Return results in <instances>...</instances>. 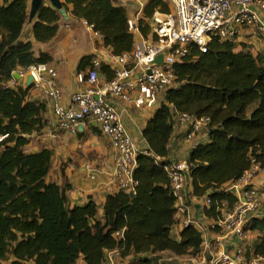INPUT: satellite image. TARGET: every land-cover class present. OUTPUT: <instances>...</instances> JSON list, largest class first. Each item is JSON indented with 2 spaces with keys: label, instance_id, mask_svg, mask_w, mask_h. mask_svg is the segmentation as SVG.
<instances>
[{
  "label": "trees",
  "instance_id": "1",
  "mask_svg": "<svg viewBox=\"0 0 264 264\" xmlns=\"http://www.w3.org/2000/svg\"><path fill=\"white\" fill-rule=\"evenodd\" d=\"M30 1L0 0V263L79 264L82 259L84 264H107L106 251L116 249L126 260L165 252L200 257L204 239L198 228L183 229L180 238L173 234L176 198L165 167L172 163L169 145L178 126L174 115L210 118L208 142L195 146L187 159L188 181L195 197L211 200L203 212L216 221L238 202L234 192L223 188L239 180L253 160L264 168V53L231 41H213L206 54L193 46L175 67L178 87L165 93L143 131L148 149L138 155L135 195L119 190L107 196L100 215L93 200L71 206L67 189L47 180L51 150L26 152L30 137L47 127V106L29 100L33 87L19 84L14 73L52 61L45 53L36 57L32 43L22 40L31 22ZM62 3L73 18L94 26L113 54L133 50L128 10L117 1ZM157 9L171 13L164 0H152L146 17ZM35 18L33 34L41 43L53 41L65 22L48 1ZM140 28L148 38L149 26L141 21ZM91 59H83L80 71ZM112 79L108 73L107 80ZM121 231L124 240L115 237ZM245 232L258 234L247 256L264 257V218L254 217ZM139 260L157 264L149 256Z\"/></svg>",
  "mask_w": 264,
  "mask_h": 264
},
{
  "label": "built area",
  "instance_id": "2",
  "mask_svg": "<svg viewBox=\"0 0 264 264\" xmlns=\"http://www.w3.org/2000/svg\"><path fill=\"white\" fill-rule=\"evenodd\" d=\"M169 1L173 6L171 13H154V36L143 40L139 49L114 57V77L111 81L101 83L99 60L93 61L86 73L79 74V81L85 83L87 89L74 94L70 105L62 103L63 92L55 68L42 63L17 72L22 79L33 76L32 87L43 92L53 103L56 124L51 135L54 136L57 130L76 136L82 126L92 124L110 139L116 152L113 177L120 190L129 193H135L139 184L135 172L138 155L144 151L134 142L121 111L113 102L120 100L122 103H132L138 109L159 107L165 93L178 87L175 67L188 57L193 46L206 54L213 41L238 43L244 34L264 44V0ZM128 27L132 32L140 31L133 19L128 21ZM161 55L164 57L163 63L158 64L156 59ZM174 118L176 125L187 127L188 140L200 135L210 121L208 117L198 118L186 113H176ZM85 170L94 180V166L86 164ZM165 171L176 198L174 230L190 226L198 228L203 234L208 264H264L263 256H247V252L240 247L229 250V240L233 237L243 240L245 229L254 217L264 218V192L253 185L254 179L264 172L260 163L253 160L250 169L239 180L223 188L226 192H234L238 202L228 213L210 223L213 241L208 240L205 228L193 217L190 209L188 160L171 163L165 167ZM204 199L206 206H210L211 200L208 197ZM124 233L117 232L115 237L124 240ZM122 253V249L106 251L107 264H129L123 259ZM132 264L152 263L135 260Z\"/></svg>",
  "mask_w": 264,
  "mask_h": 264
},
{
  "label": "crops",
  "instance_id": "3",
  "mask_svg": "<svg viewBox=\"0 0 264 264\" xmlns=\"http://www.w3.org/2000/svg\"><path fill=\"white\" fill-rule=\"evenodd\" d=\"M115 1L128 10L129 20L133 19L138 24L139 32H132L129 29L134 36V48L132 51L137 50L142 46L143 40L151 39L152 36H154L153 17L149 19L146 17L145 13L148 4L152 0ZM164 1H167V4L170 5L172 12L173 6L170 1ZM31 10L30 1L29 11ZM156 12H160L159 9L154 13ZM68 15L70 16V20H65V22L61 24L59 35L53 41L41 43L35 39L33 28L38 21V18H35L36 15L31 19V22L25 26L22 35V40L24 42L32 43L33 52L36 57H39L41 53H45L52 58L51 62L45 64H48L58 71V81L62 88V103L64 105H70L74 94L87 89V85L80 82L78 76L81 73H86L92 67L93 61L99 60L101 62L100 79L101 83L104 84L108 82V73L112 75V78L114 77V57L118 56L113 54L111 48L105 46L102 35L96 32L90 25H87L85 23L86 21L75 19L70 13ZM262 16L264 18V14H262ZM141 21H144L150 28L148 38L145 37L141 31ZM238 44L252 46L255 52H264V44L259 40L251 38L247 34H244V36L239 39ZM87 57H92V59L89 64L83 65V70L80 71L81 62ZM17 72L14 73V78L19 84L24 86L28 78H20ZM10 84L14 85V82ZM28 98L31 101H40L46 104L47 111L45 113V119L47 121V127L40 133L30 137V143L26 147V152L36 153L43 149L51 150L53 152L52 169L47 180L49 182L58 183L60 186L67 189V195L71 206H81L93 200L98 205L100 215H102L107 196L113 195L120 190L113 177L116 152L111 145L110 139L92 124L82 126L76 136L57 130L53 136L51 135V131L54 130L56 124L53 103L43 92L35 88L30 90ZM113 103L115 107L121 111L125 126L139 149L143 151L147 150L148 143L143 136V131L148 122L153 118L156 110L148 108L138 109L132 103H122L120 100L114 101ZM187 133V127H175L169 145V160L172 163L188 159L195 146L206 144L209 140L206 128L194 140H188ZM86 164H92L94 166V180L88 176L85 170ZM253 185L264 192V172L254 179ZM187 191L193 217L202 223L206 230L208 240L213 241L214 233L210 230L211 220L206 218L203 212L205 207H207L205 204V197L197 198L193 195L191 181H188ZM229 211L230 209H226L224 213H228ZM262 212L264 214V206ZM175 230V236L180 238L179 234L183 229L176 228ZM257 237L258 234L252 232H246V236L243 240H238V238L233 237L229 240V250L234 251L236 248L240 247L245 252H250L254 248ZM165 254L172 253L165 252L159 255ZM148 256L152 257V259H156L155 257H157L153 255L140 257ZM140 257L131 256L129 260L127 259V263L132 264V262ZM198 259L200 263L208 264L206 260H208L209 257L207 254H204V252H202ZM156 260L155 262L157 263Z\"/></svg>",
  "mask_w": 264,
  "mask_h": 264
},
{
  "label": "water",
  "instance_id": "4",
  "mask_svg": "<svg viewBox=\"0 0 264 264\" xmlns=\"http://www.w3.org/2000/svg\"><path fill=\"white\" fill-rule=\"evenodd\" d=\"M46 1L50 2L52 6L57 8L66 21L70 20V16L68 15L66 9L63 7L62 0H31V8H32V10H31V19L36 15V13L45 4ZM163 59H164L163 55L159 56L156 59V63L162 64L163 63ZM32 85H33V76H29L28 79H27V82H26V87L27 88H31ZM134 195L135 194L133 192L130 193L131 197H133Z\"/></svg>",
  "mask_w": 264,
  "mask_h": 264
},
{
  "label": "rangeland",
  "instance_id": "5",
  "mask_svg": "<svg viewBox=\"0 0 264 264\" xmlns=\"http://www.w3.org/2000/svg\"><path fill=\"white\" fill-rule=\"evenodd\" d=\"M167 3V1H164ZM170 7V5H169ZM171 9V7H170ZM239 45L238 43H235ZM238 49L240 47H237ZM264 53V52H263ZM176 230H173V234L176 235L175 233ZM204 252V251H203ZM157 260V263L159 264H203L200 263L199 257L191 255H185V256H176L174 254H165V255H157L155 257ZM159 261V262H158ZM0 264H9V263H0ZM29 264V263H28ZM79 264H84L83 260L80 259ZM207 264V263H204Z\"/></svg>",
  "mask_w": 264,
  "mask_h": 264
},
{
  "label": "bare ground",
  "instance_id": "6",
  "mask_svg": "<svg viewBox=\"0 0 264 264\" xmlns=\"http://www.w3.org/2000/svg\"><path fill=\"white\" fill-rule=\"evenodd\" d=\"M213 237V236H212Z\"/></svg>",
  "mask_w": 264,
  "mask_h": 264
}]
</instances>
